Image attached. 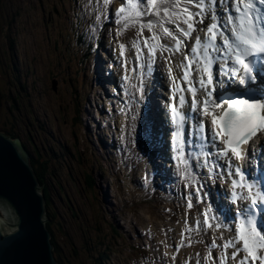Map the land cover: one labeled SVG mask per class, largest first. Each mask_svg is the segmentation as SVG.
I'll use <instances>...</instances> for the list:
<instances>
[{
    "label": "snow or ice",
    "instance_id": "1",
    "mask_svg": "<svg viewBox=\"0 0 264 264\" xmlns=\"http://www.w3.org/2000/svg\"><path fill=\"white\" fill-rule=\"evenodd\" d=\"M111 2L88 0L93 27L114 18L117 36L137 29L132 66L126 59L121 65L127 97L121 111L126 119L132 114V134L139 138L134 106L156 81L162 55L171 80L163 105L169 170L185 187L195 186L188 207L193 195L206 205V227L214 221L221 228L222 219L234 231L222 245L212 241L224 250L220 264H227L229 248L233 264H264V0H123L114 11ZM119 47L124 57L126 45ZM176 54L183 57L179 76L173 74ZM144 132L155 141L158 129L153 124Z\"/></svg>",
    "mask_w": 264,
    "mask_h": 264
},
{
    "label": "rangeland",
    "instance_id": "2",
    "mask_svg": "<svg viewBox=\"0 0 264 264\" xmlns=\"http://www.w3.org/2000/svg\"><path fill=\"white\" fill-rule=\"evenodd\" d=\"M69 4L70 0H1L0 48L2 49V54L0 52V55L7 51L5 53L6 64L12 61L14 55H18L22 68L21 72H19V74H22L21 81L25 78L24 81L28 85V87L23 89L26 93H22L24 91L17 86V88H14V91L18 92L17 94H19V90L21 92V97L20 95L18 96L21 103H23L24 118L26 119L22 123L19 122V129L15 131L19 136L21 134L19 140L23 142L28 135H31L36 146H39V150L46 151L49 157H51L52 148L60 150L56 168L52 167L50 169V176L52 177L50 182L55 185L52 194V203L55 208L52 207V209L53 212L54 209L59 212L58 217H55L52 221V227L53 232L55 231L56 233L57 242H61L59 249L63 259L66 264H91L92 260L96 261L98 258V252L104 250L105 244H109L107 250L121 249L123 252L118 256L122 255L123 258L134 256L136 252L130 247L125 248V245L130 244V246H133L137 241H141L142 238L139 239L137 237V233L140 232L134 229L133 217H130L127 211L123 213L126 214L127 218L123 219L122 216H118V221L115 224L120 225L121 229L117 228L116 231L111 226L105 225L102 227V222L95 226L87 222L91 218V211L87 209V199L94 197V190L88 185V175L92 168L96 164L98 165L94 155L103 161L106 160L101 154L106 149L101 148L99 138L92 135L90 128L92 121L87 108L92 105V114L97 121L100 119L101 110L105 109L106 106L104 103L101 104V98L96 100L93 96L99 95L100 92L96 81L92 79L91 72H89L88 76L80 74L82 57L78 52L75 53L73 49L71 28L75 19L72 16L71 18L69 17ZM60 7L62 8L60 9ZM113 22L114 18L109 23ZM50 25L53 27L52 31L50 30ZM68 27L70 30L69 34L64 32ZM91 27H93L92 24ZM60 32H62L61 39L58 40L56 38L59 37ZM50 35L53 42L50 41ZM55 42L65 46L61 48V52L63 55L66 50L68 52L67 58L59 56L58 51L55 49ZM11 45L13 50L10 49ZM48 52L50 53L51 64L46 59L45 53ZM55 52L58 54L55 55ZM41 54L45 61V64L42 65L40 62ZM32 58H35V62ZM91 60L92 58H86L88 69ZM33 63L35 64L34 68L37 76H35L33 71L34 68L32 69ZM17 64L19 66L18 61ZM2 65H0L1 69ZM10 66L12 67V65H9L10 81L12 79L15 82L14 76L18 74L14 73L13 67L10 70ZM76 67L79 68L78 73L76 72ZM4 75L0 73L1 133L2 128L12 127L7 122V118H11L7 116L4 103L7 99L5 91H11V89L9 90V84L7 83L8 77ZM71 76H75L76 78L73 77V80L76 79V84H80V91L74 93V96H72L71 82L73 80H71ZM54 82L56 87L54 86L53 88ZM74 113L79 117L77 121L73 117ZM41 120L44 121V126H46L48 131H53L49 137H47L45 128L41 130ZM56 126L60 128V133L56 131L58 130ZM81 128L85 129V136L81 134ZM37 135L39 138H37ZM64 140H67L70 146L67 151L61 147V144L65 146L62 143ZM118 146L125 148L123 141L119 142ZM57 185L64 189L66 193L64 195L65 201L59 196ZM179 190L181 191V186ZM111 192L115 193V195L119 194L112 187ZM188 201L184 200V207H188ZM193 203H196V198L191 197V205ZM98 205L99 200L96 198L94 200L95 209L98 208ZM151 205L152 207L146 205L147 209L138 208L135 210L143 228L149 227V223H157L161 219L160 214L164 211L159 208L156 202ZM115 208H119V204ZM144 209L149 213L152 211L153 214L148 216ZM107 210L110 211L109 206H107ZM134 223L136 226L138 225L136 222ZM165 223L168 224L167 220H165ZM128 231L132 236H135L134 241L129 237ZM113 234L123 237L120 238L121 245L113 241L111 238ZM69 238L73 241L70 242L71 239ZM108 239H110V242L107 241ZM87 250L91 251V255Z\"/></svg>",
    "mask_w": 264,
    "mask_h": 264
},
{
    "label": "water",
    "instance_id": "3",
    "mask_svg": "<svg viewBox=\"0 0 264 264\" xmlns=\"http://www.w3.org/2000/svg\"><path fill=\"white\" fill-rule=\"evenodd\" d=\"M46 216L29 151L21 140L0 133V264H59Z\"/></svg>",
    "mask_w": 264,
    "mask_h": 264
},
{
    "label": "trees",
    "instance_id": "4",
    "mask_svg": "<svg viewBox=\"0 0 264 264\" xmlns=\"http://www.w3.org/2000/svg\"><path fill=\"white\" fill-rule=\"evenodd\" d=\"M0 4H1V0H0ZM12 48H13V46L10 49L13 50ZM0 52L2 54L1 48H0ZM6 52H4L3 55H0V65H2L4 63V65H2V69L0 68V73L2 75L5 74L4 76L8 77L7 83L9 84V90L11 89V91H8V90L5 91L7 94V99L4 103L6 105L5 111L7 112V116L11 118V119L7 118V122L12 127L11 128H2L1 131H2V133L4 132V134L10 136L13 140H16V139L21 138L20 137L21 134L19 136L17 133H15V131L19 129L18 124H19V122L20 123L24 122L26 119L24 118V107L22 105L23 103H21L20 98L18 96V95H20V97H21V94H20L21 92L19 90V94H17L18 92H15L14 88L18 87V88H21L22 91H24L23 89L28 87V85H27V82L24 81L25 80L24 77H23L24 80L21 81V79H22L21 75L22 74H19V72H21L22 68L20 65L18 55L17 56L14 55L12 61H10L8 64H6L5 63V61H6L5 60L6 59L5 53ZM17 61L19 63V66L17 64ZM10 64L13 67L14 73L18 74L16 76H14L15 82L12 81V79L10 81V77H9V74H10L9 65ZM12 67L10 66V70L12 69ZM11 76H13V75L11 74ZM5 89H7V88L5 87ZM13 93H16V94H13ZM22 93H26V92L24 91ZM61 102H63V101H61ZM1 123H2V121H1ZM1 123H0V126H1ZM44 125H45L44 121L41 120L40 121L41 130H44V128H45V130L47 132V137H49V135L51 133H50V131H48L46 129V126H44ZM37 138H39L38 135H37ZM23 145L29 151V154L31 156V164L34 168L36 175L38 176V178L40 180V184L43 186V192H44L45 198L47 200V206H46L47 207V217H48L47 226L53 235L52 242L54 244V253L56 255V258H57L59 264H66L64 259H63L62 254H61V250L59 249V245L61 242H59V243L57 242L56 234H55V231L53 232V227H52V225H53L52 221L54 220L55 217H58L59 212L55 209L53 212V209H52V207H54V204L52 203V194H53V189L55 188V185H52L50 182V180L52 178L50 176V169H52V167L56 168V161H57V157L59 156L58 150L55 148H52L51 153H50L51 157H49L48 154L46 153V151H44L42 149L39 150V146H36V144L34 143V139L32 138L31 135L30 136L28 135L27 139L23 140ZM45 149H47V148L45 147ZM63 149L67 151L66 148H63ZM49 151H50V149H49ZM89 185L91 186V183ZM56 187H57V191H58L59 196L65 201L64 195L66 193H65L64 189H62V187L58 186V185ZM69 239H71V238H69ZM71 241H73V240L71 239L70 242ZM107 241L110 242V239H108ZM108 245L109 244H105L104 250H101L98 252V254H97L98 258L96 259V261L92 260V264H106V257L108 256V253H109L107 250ZM87 251L90 252V255H91V251L90 250H87ZM109 260H111L110 256H109Z\"/></svg>",
    "mask_w": 264,
    "mask_h": 264
},
{
    "label": "bare ground",
    "instance_id": "5",
    "mask_svg": "<svg viewBox=\"0 0 264 264\" xmlns=\"http://www.w3.org/2000/svg\"><path fill=\"white\" fill-rule=\"evenodd\" d=\"M159 74V73H158ZM157 74V75H158ZM159 76V75H158ZM164 79H165V75H164V77H163ZM163 78H162V80H163ZM164 83H165V81H164ZM150 84H153L152 82H150ZM166 84V83H165ZM150 87H151V85H150ZM155 87H156V89L157 88H159L160 90H162V88L156 83V85H155ZM123 90V89H122ZM158 92V91H157ZM150 93L152 94V95H154V92L152 91V87H151V89H150ZM122 95L124 96V97H126L125 95H124V92H122ZM145 104H146V102H144V108H145ZM145 109H147V108H145ZM161 113H158L157 112V114H155L154 116H153V119H152V127H153V124H155V126L158 128L159 126H160V124H159V120L161 119ZM150 120V119H149ZM115 123H117V119H116V122ZM116 127H117V124H116ZM147 128H151V126H150V124L147 126ZM118 131L119 130H117L116 129V135H117V133H118ZM149 141L151 142V144L153 143L154 145H156L154 148L153 147H151L150 149H149V153H150V155H151V158L153 157V156H156V157H158V155H157V144H158V142H160V144L162 145L161 147H162V149L163 150H161V155H160V157H162V160H159V161H156V162H154L153 161V159H151V158H149L146 162H144V165H145V168L146 169H152V172H151V178H153V179H155L157 182H158V184H160V187H161V189L165 192V190H166V188H164L163 186H161V185H165L166 183H165V180L162 178V174H165V172H166V170L165 169H162V168H160V165H159V163H167V164H165L166 166H169L168 165V159H167V156H166V153H165V143H164V138L163 137H161V136H158L156 139H155V141H153L152 139H151V137H149ZM99 142H100V146H101V148H107L108 149V147L107 146H109L108 145V143L106 142V141H103L101 138H99ZM204 178V177H203ZM205 179V178H204ZM203 179V180H204ZM66 236V235H65ZM231 263V262H230Z\"/></svg>",
    "mask_w": 264,
    "mask_h": 264
}]
</instances>
